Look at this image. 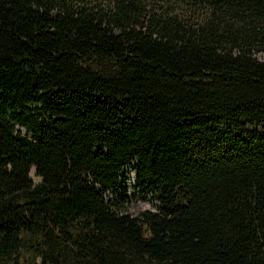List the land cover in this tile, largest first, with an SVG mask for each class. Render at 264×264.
Returning <instances> with one entry per match:
<instances>
[{"label":"trees","instance_id":"trees-1","mask_svg":"<svg viewBox=\"0 0 264 264\" xmlns=\"http://www.w3.org/2000/svg\"><path fill=\"white\" fill-rule=\"evenodd\" d=\"M260 51L264 0H0V264H264Z\"/></svg>","mask_w":264,"mask_h":264},{"label":"rangeland","instance_id":"rangeland-1","mask_svg":"<svg viewBox=\"0 0 264 264\" xmlns=\"http://www.w3.org/2000/svg\"><path fill=\"white\" fill-rule=\"evenodd\" d=\"M255 56L258 59L264 61L263 51L255 53ZM257 130L263 132V127H257ZM30 175L32 180H38L35 177L33 170L31 171ZM104 195L110 204L117 202L121 196H124L126 203H128L129 212L134 215L138 214L139 211L144 209H151L155 211L159 209L158 203L151 200L149 195H142L137 189L135 172L130 166H126L121 172V181L118 183V185L115 188L106 191Z\"/></svg>","mask_w":264,"mask_h":264}]
</instances>
